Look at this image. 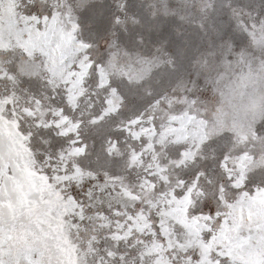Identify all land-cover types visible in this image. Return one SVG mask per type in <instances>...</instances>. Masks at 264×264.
<instances>
[{
	"label": "rangeland",
	"instance_id": "rangeland-1",
	"mask_svg": "<svg viewBox=\"0 0 264 264\" xmlns=\"http://www.w3.org/2000/svg\"><path fill=\"white\" fill-rule=\"evenodd\" d=\"M0 264H264V0H0Z\"/></svg>",
	"mask_w": 264,
	"mask_h": 264
}]
</instances>
